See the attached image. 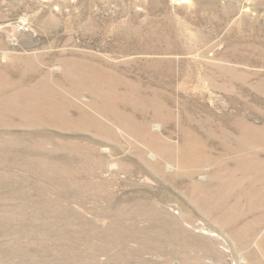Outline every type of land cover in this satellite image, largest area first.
I'll return each instance as SVG.
<instances>
[{
  "label": "rangeland",
  "instance_id": "obj_1",
  "mask_svg": "<svg viewBox=\"0 0 264 264\" xmlns=\"http://www.w3.org/2000/svg\"><path fill=\"white\" fill-rule=\"evenodd\" d=\"M259 197L264 0H0V264H264Z\"/></svg>",
  "mask_w": 264,
  "mask_h": 264
},
{
  "label": "bare ground",
  "instance_id": "obj_2",
  "mask_svg": "<svg viewBox=\"0 0 264 264\" xmlns=\"http://www.w3.org/2000/svg\"><path fill=\"white\" fill-rule=\"evenodd\" d=\"M185 0H181V2H184ZM77 58V57H76ZM73 60H74V58H73ZM78 61V60H77ZM74 62V61H73ZM61 64H63L65 67H67V68H69V69H72V66H71V64H72V61H70V59L69 58H63L62 59V63ZM71 71V70H70ZM100 71V70H99ZM74 73V72H73ZM97 73V72H96ZM98 77L100 78V79H104V78H106V73H101V72H98ZM65 77V76H64ZM75 77V76H74ZM30 100H28V102H29ZM26 108H30L31 109V105H27V103H26V105H25V109ZM27 111H30V110H27ZM193 191V190H192ZM260 199H262V200H264V198H262V197H259ZM204 200H205V198H204ZM207 200V199H206ZM256 202V199H252V201H251V203H255Z\"/></svg>",
  "mask_w": 264,
  "mask_h": 264
}]
</instances>
